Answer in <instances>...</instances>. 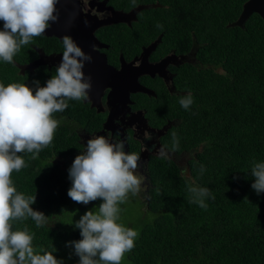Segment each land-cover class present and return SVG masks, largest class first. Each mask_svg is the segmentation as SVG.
<instances>
[{"label": "trees", "instance_id": "1", "mask_svg": "<svg viewBox=\"0 0 264 264\" xmlns=\"http://www.w3.org/2000/svg\"><path fill=\"white\" fill-rule=\"evenodd\" d=\"M125 1L124 10L134 3L157 4L138 13L130 28L122 24L101 27L102 37L115 36L120 41L130 30L125 46L131 55L139 44L161 34L157 54L170 47L180 51L194 46L196 67L193 71L188 64L179 68L193 73L191 83L185 72L176 78L187 93L162 97L156 90V96L145 100L152 124L174 120L160 142L173 150L172 134L176 133L179 146L175 152L186 156L187 167L171 157L150 159L146 209L142 210L146 222L121 264H264V193L258 195L251 188L254 178L250 174L252 161L264 162V20L253 14L243 27L228 25L246 0ZM164 4H173V8ZM34 55L29 44L22 46L14 62H27ZM15 63L0 61V83L34 87L37 80L27 71L19 72ZM189 95L193 103L185 110L179 101ZM90 115L87 105L69 100L63 112L53 114L65 121L60 120L52 144L36 159L22 153L27 167L11 176L18 192L35 195L33 210L48 216V224L42 228L29 218L14 221L13 229L27 228L34 234V249L54 248L53 255L63 264L79 261L74 248L66 246L81 239L74 227L78 220L73 209L84 213L102 202L98 199L84 205L71 200L67 195L71 165L63 167L58 160L81 146L67 124L78 122L87 133L100 127L99 122L88 120ZM133 149L129 151L136 153ZM190 186L210 189L215 199L205 198L206 209L190 203Z\"/></svg>", "mask_w": 264, "mask_h": 264}, {"label": "clouds", "instance_id": "2", "mask_svg": "<svg viewBox=\"0 0 264 264\" xmlns=\"http://www.w3.org/2000/svg\"><path fill=\"white\" fill-rule=\"evenodd\" d=\"M59 0H0V61L14 63L22 46L32 42L58 20ZM62 58L56 74L44 86L34 81V87L24 83H0V264H63L53 251L33 246L34 234L27 228L13 229L14 221L31 218L37 228L48 224V216L33 210L35 195L18 192L12 173L27 167L24 157L36 159L40 151L52 144L60 121L53 114L63 112L69 100L86 101L91 89L90 77H85L84 62L92 57L85 54L68 35L61 38ZM185 110L193 103L191 96L179 101ZM118 135V134H117ZM172 149L179 146L176 133ZM159 155L164 157V149ZM140 156L124 151V143L103 135L87 140L82 154L77 155L68 171L71 187L67 195L76 203L87 205L102 201L97 211H86L74 227L81 239L67 242L79 257L78 264H121L125 253L135 247L138 232L119 223L120 205L136 196L145 177L137 172ZM204 167L201 165L200 172ZM251 188L264 193V162L252 161ZM190 203L207 208L206 197L215 199L210 189L190 186Z\"/></svg>", "mask_w": 264, "mask_h": 264}, {"label": "flooded vegetation", "instance_id": "3", "mask_svg": "<svg viewBox=\"0 0 264 264\" xmlns=\"http://www.w3.org/2000/svg\"><path fill=\"white\" fill-rule=\"evenodd\" d=\"M66 1L58 2L60 6L64 8L63 10H60V12H65V15H62V18L68 19L69 21L66 23V27L69 32L73 35L76 32H79V34H76V38L81 35L80 33L82 30L85 31L89 28L90 31V27H92L95 22L102 23L106 21L105 24H100L92 30V37L90 35H85L87 40H85V42H81L90 54L91 51L105 54L107 63L116 69H119L121 59L125 63L134 61V65H139L142 60V52L146 48H149L150 51L147 55L145 63L149 65L159 63L158 68L154 72L140 74L137 77L138 83L146 87L152 93H146L140 90L133 91V88H135L136 85L132 82L128 87L124 86L125 88L131 87L127 97L125 95V89L123 88L118 91H112L113 93H111V88L103 87L100 91H96L95 94L88 93L90 98L86 101H81V103L87 105L88 112L91 113L88 120L99 122L100 127L93 133H87L85 128L81 127V124L78 122H76L77 124H67L68 130L72 132L73 137L78 135V143L81 144L80 148L73 152L78 153L79 151H83L87 140L94 136L103 135L109 140L123 141L125 152L131 153L129 148L131 149L132 147L134 148L133 150H136V153L140 156L138 170L145 177L147 181L146 184H148V162L152 157L160 156V149H164L165 156L174 159L178 165H184V161L186 165V156L184 157L183 153L178 154L175 151L166 148L160 142V137L172 126L174 120L166 119L167 121L160 126L152 124L150 119L151 112L149 111V107L146 105L145 100H149L151 97L156 96V90H159L162 97H169L188 92L179 86L176 78L179 73L183 74L185 72L188 75V83L193 81L192 72L179 70V68L180 66L188 64L192 67L191 70L193 71L194 66L196 67L194 46H190L187 50L181 49L180 51H177L174 47H170V49H167L163 54L159 55L157 54V51L160 47L162 36L159 34L148 43L139 44L131 55L126 52L127 47L122 44H119L115 50H112L107 41H105L104 37L99 34V29L103 26L111 27L115 24H122L130 28L131 25L137 21V14L144 8H148L146 6L151 7L152 4H136L129 7L128 10H124L121 7L127 4V1L125 0ZM68 6L71 8H67ZM253 14L258 13L253 12L250 15ZM74 18L76 22L73 21ZM237 18L231 21L228 25L234 26L232 23L235 22ZM0 24H3V22L0 21ZM243 26L244 23L240 27ZM50 27L53 28L51 24ZM53 29L57 31L58 34H52L51 36L43 34L37 37L36 43L31 42L29 44L35 54L34 56H31L30 60L27 62L22 61V63L14 62L19 72L25 73L27 71L32 75L33 80L35 79L37 81L47 80L56 74V66L59 65L63 53L61 38L66 35L67 31L64 27ZM113 30L116 32V29L113 28ZM118 30H122V28H118ZM81 36L83 37V35ZM94 38L101 44L99 47L94 45ZM114 51H117L116 59L113 58ZM26 65L29 66L27 67ZM199 67H201V65H199ZM91 68L92 67L89 69ZM44 85L45 83L40 86ZM95 89L91 88V92ZM92 97L95 98V101L99 102V106L92 104ZM96 114H98V116ZM54 119L60 121L64 120V117H54ZM177 156H181V158L179 159Z\"/></svg>", "mask_w": 264, "mask_h": 264}, {"label": "water", "instance_id": "4", "mask_svg": "<svg viewBox=\"0 0 264 264\" xmlns=\"http://www.w3.org/2000/svg\"><path fill=\"white\" fill-rule=\"evenodd\" d=\"M61 1L65 2L66 0H59V2ZM146 7H149V6H146ZM67 8H71V7L68 6ZM56 9H57V14H58V20L56 22H50V24L53 26V28L64 27L67 31L66 35L70 36L85 54H88L92 57L90 62L88 61L84 62V68L82 69L85 77L91 78L90 79L91 88L93 89L96 88L93 92H91V89H90L88 93L95 94L96 91H100L103 87L111 88V93H113L112 91H118L119 89L123 88L125 89V92H126L125 95L127 97L128 92L131 89V87L125 88L124 86L128 87L131 84V82L136 85V87L133 88V91L140 90L142 92L152 93L146 87L140 85L137 81L138 75L154 72L159 66V63L150 64V65L145 63L147 60L146 59L147 55L150 51L149 48H146L142 52V56H141L142 60L139 65L137 66L134 65V61L125 63L121 59L120 68L116 69L115 67L107 63L105 54L100 53V52L96 53L95 51H91V54H90L88 50L85 49L84 45L81 43L87 40L85 35H88V36L90 35L92 37V30L95 29V27L100 24H105L106 21L102 23L95 22V24L92 27H90V31H89V28L86 29L85 31L82 30L80 34L83 35V37L80 35L78 36V38H76V34H79V32H76L74 35L70 33L66 27V23L69 22L68 19L62 18V15H65V12H62V11L60 12V10H63L64 8H62L60 4L57 3ZM253 12L258 13L260 17L264 20V0H246L243 3L242 11L239 17L237 18L235 22L232 23V25L242 26L243 23L248 18V16L252 14ZM73 21L76 22L75 18L73 19ZM53 28L49 27L45 31L44 35L51 36L52 34H58V32L55 31ZM79 40H82V41H79ZM94 45L99 47L101 44L99 43L98 40L95 39ZM26 66L28 67L29 65H26ZM90 67L92 68L89 69ZM92 99H93L92 104L93 105L96 104L99 106V102L95 101L94 97H92Z\"/></svg>", "mask_w": 264, "mask_h": 264}, {"label": "rangeland", "instance_id": "5", "mask_svg": "<svg viewBox=\"0 0 264 264\" xmlns=\"http://www.w3.org/2000/svg\"><path fill=\"white\" fill-rule=\"evenodd\" d=\"M136 3H134L135 5ZM144 5L143 3H137ZM157 4V3H156ZM156 4H152L151 6H156ZM176 4V3H174ZM165 5V4H164ZM173 4H168L165 6L168 7H172ZM135 26H133L134 28ZM131 34V31H125V35L123 38H121L120 41L117 40V38L115 36H111L109 38V35L107 37H104L105 41H107V43L109 44V46L112 48V50H115L117 48V46L119 44L122 45H126L128 43V33ZM116 43L118 45H116ZM84 133V132H83ZM83 151H79L78 153L73 152L70 156H68L67 158L64 159H60L58 158V160L60 161L61 165L64 167L68 164L72 165V162L74 160V158L79 155L82 154ZM56 159V157L54 158V160ZM185 169H186V165H185V161L183 162ZM137 172L141 175H143L138 169ZM146 179L144 180L141 190L140 192L136 195V196H131V194H129V201L125 204L120 205V208L122 209L121 213H120V220L118 221L119 223H122L124 226L130 224V228L136 230L137 232H139V230L141 229V227L143 226V224L146 222V219L142 216L143 211L146 209V205L145 202L147 200V196H146V189L148 187V184H146ZM89 210H93L94 212L98 210V208L96 207H89L87 208V211ZM82 211V212H81ZM82 213V214H78V213ZM86 212V211H85ZM84 212V213H85ZM83 210H77V209H73L72 214L74 216H76L77 220H79V218L84 214Z\"/></svg>", "mask_w": 264, "mask_h": 264}]
</instances>
